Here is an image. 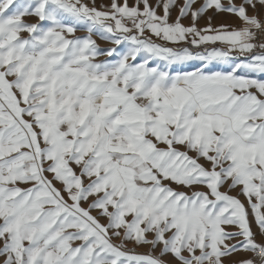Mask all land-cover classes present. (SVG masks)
<instances>
[{
    "label": "snow or ice",
    "instance_id": "6c2138e0",
    "mask_svg": "<svg viewBox=\"0 0 264 264\" xmlns=\"http://www.w3.org/2000/svg\"><path fill=\"white\" fill-rule=\"evenodd\" d=\"M226 262L264 264V0H0V264Z\"/></svg>",
    "mask_w": 264,
    "mask_h": 264
},
{
    "label": "rangeland",
    "instance_id": "374dc122",
    "mask_svg": "<svg viewBox=\"0 0 264 264\" xmlns=\"http://www.w3.org/2000/svg\"><path fill=\"white\" fill-rule=\"evenodd\" d=\"M130 2H131V0H130ZM96 3H97V6L99 7V5H101V4H108V3H110V0H96ZM173 16H175V13H173ZM183 22H184L185 24L188 23L187 20H185V21H183ZM221 23L229 24V25H232V26L235 27V26H239V23H240V22H239L238 20H236L235 18L230 17V16H228V15H226V14H221V15H218V16H216V17L214 18V20H213V24L219 26ZM199 25H200L201 27L205 26V25H206V18H205V19H202V20L199 22ZM78 34H82V33H78ZM101 46H102V47H108V46H110V45L102 44ZM169 46H170V47H176L175 45H169ZM233 195H235V193H233ZM241 199L243 200L244 198L241 197ZM93 214L95 215V213H93ZM253 230H254V231H257L256 228H255V226H253ZM257 238H258V240H259V235H258ZM128 247L131 248L132 245L129 244ZM136 251H138V252H145L146 249L140 248V249H136ZM237 258H239V255L233 257V259H237ZM226 264H227V262H226Z\"/></svg>",
    "mask_w": 264,
    "mask_h": 264
},
{
    "label": "crops",
    "instance_id": "0c3cea01",
    "mask_svg": "<svg viewBox=\"0 0 264 264\" xmlns=\"http://www.w3.org/2000/svg\"><path fill=\"white\" fill-rule=\"evenodd\" d=\"M20 187H22V188H23V187H27V186H26V185H20Z\"/></svg>",
    "mask_w": 264,
    "mask_h": 264
}]
</instances>
